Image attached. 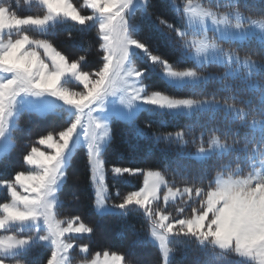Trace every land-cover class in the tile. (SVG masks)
Listing matches in <instances>:
<instances>
[{
    "label": "rangeland",
    "instance_id": "374dc122",
    "mask_svg": "<svg viewBox=\"0 0 264 264\" xmlns=\"http://www.w3.org/2000/svg\"><path fill=\"white\" fill-rule=\"evenodd\" d=\"M9 2L16 9H11ZM84 4L93 12L89 20L99 22L106 57L105 67L95 80L38 36L64 21H86L71 0H0V158L12 147V129L21 112L43 116L63 109L72 121L58 139H42L40 147L28 155V173L17 175L14 182L0 181V195L4 190L9 194V201L0 205V264H23L12 259L36 244L53 248L49 264H126L120 255L108 252L79 259L74 254L77 245L70 238L86 235L89 230L56 215L58 191L78 146L89 153L97 212L129 206L141 209L150 219L151 238L159 246L164 264L172 258L170 243L178 235L197 238L202 246L209 244L222 253L231 252L241 262L264 264L262 128L252 151L226 167L229 171L217 175L215 185L204 194L176 188L161 172L147 171L138 192L120 205L108 204L101 154L111 137L112 119L132 122L144 109L191 115L219 105L148 93L132 59L134 54L143 56L144 48L128 31L132 13L144 6L145 0H85ZM23 8L34 15H19ZM183 15L184 26L178 34L197 68L175 71L163 62L162 76L175 87L207 82L211 76L208 66L213 63L237 68L240 59L225 48L223 41L264 40V20L253 19L236 7L217 10L190 0ZM228 150V145L213 138L208 146L196 149L193 157L205 160ZM88 253L87 247H79L80 255L87 257Z\"/></svg>",
    "mask_w": 264,
    "mask_h": 264
},
{
    "label": "trees",
    "instance_id": "16d2710c",
    "mask_svg": "<svg viewBox=\"0 0 264 264\" xmlns=\"http://www.w3.org/2000/svg\"><path fill=\"white\" fill-rule=\"evenodd\" d=\"M187 1L190 0H145L144 6L135 8L128 31L145 53L141 57L134 54L133 65L142 74L141 82L148 93H161L173 99L215 101L219 106L191 115L144 109L132 122L112 119L111 137L101 154L111 207L138 192L147 171L161 172L176 188L204 194L215 185L217 175L229 171L226 167L235 165V161L252 151L255 136L260 131L264 133V40L252 37L242 43L223 41L225 48L240 59L237 68L210 64V79L200 85L175 87L163 78V62L175 71L197 68L178 34L184 26L183 8ZM197 1L217 10L236 7L253 19L264 20V0H226L224 4H217L219 0ZM71 2L86 21L82 24L64 21L38 36L46 39L68 62L78 63L80 70L95 80L106 64L99 22L89 20L93 12L85 6V0ZM8 4L16 9L14 3ZM19 15L34 14L23 8ZM240 62L243 63L238 66ZM71 123L63 109L43 116L21 112L12 129V147L0 158V181L14 182L17 175L28 173L26 158L40 147V141L49 136L58 139ZM213 138L228 145V152L213 154L205 160L193 157L196 149L208 146ZM114 170L119 173L116 175ZM58 200L59 219L74 220L89 230L86 235L70 238L77 245L74 254L79 259L108 252L120 255L126 264H164L160 248L151 238L150 219L141 209L129 206L97 212L89 153L83 146L75 148L70 156ZM8 201L9 194L4 190L0 205ZM79 247L88 248L87 257L79 254ZM170 249L169 264H246L231 252L202 246L193 237L174 238ZM52 255L51 246L36 244L12 261L49 264Z\"/></svg>",
    "mask_w": 264,
    "mask_h": 264
}]
</instances>
